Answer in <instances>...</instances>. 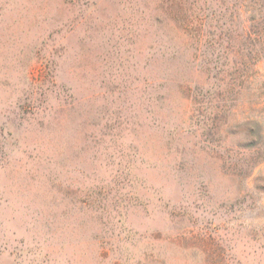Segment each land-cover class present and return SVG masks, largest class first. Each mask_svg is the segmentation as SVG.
<instances>
[{
	"label": "rangeland",
	"instance_id": "1",
	"mask_svg": "<svg viewBox=\"0 0 264 264\" xmlns=\"http://www.w3.org/2000/svg\"><path fill=\"white\" fill-rule=\"evenodd\" d=\"M233 3L0 0V264H264L263 67L205 69Z\"/></svg>",
	"mask_w": 264,
	"mask_h": 264
},
{
	"label": "trees",
	"instance_id": "2",
	"mask_svg": "<svg viewBox=\"0 0 264 264\" xmlns=\"http://www.w3.org/2000/svg\"><path fill=\"white\" fill-rule=\"evenodd\" d=\"M227 9L225 54L220 59L206 60L205 69L210 72L214 68H221L225 77L220 80V96L232 103L243 98L249 88H252L259 74V65L263 67L264 77V0H234ZM183 23L181 30H191L197 38L205 26L211 27L201 22L192 24L189 20ZM261 86L263 90L256 96L257 99L264 97V81ZM242 126L249 132L248 138L255 140L251 145H259L262 138L260 125L244 120Z\"/></svg>",
	"mask_w": 264,
	"mask_h": 264
}]
</instances>
